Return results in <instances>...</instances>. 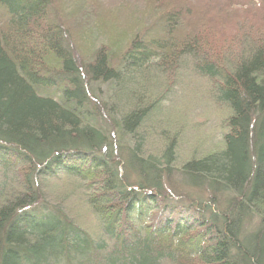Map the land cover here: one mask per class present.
I'll list each match as a JSON object with an SVG mask.
<instances>
[{
    "label": "trees",
    "instance_id": "obj_1",
    "mask_svg": "<svg viewBox=\"0 0 264 264\" xmlns=\"http://www.w3.org/2000/svg\"><path fill=\"white\" fill-rule=\"evenodd\" d=\"M121 1L0 0V264H264V0ZM133 10L92 25L110 44L81 65L69 21ZM190 72L221 141L178 163L161 121ZM69 181L94 236L53 186Z\"/></svg>",
    "mask_w": 264,
    "mask_h": 264
},
{
    "label": "rangeland",
    "instance_id": "obj_2",
    "mask_svg": "<svg viewBox=\"0 0 264 264\" xmlns=\"http://www.w3.org/2000/svg\"><path fill=\"white\" fill-rule=\"evenodd\" d=\"M77 1L79 0H69V3ZM127 1L135 2L136 0ZM91 2H94V0H91ZM122 2L123 1L121 0H99L98 3L102 5V10L104 9V6L109 10H121L125 5ZM140 2H142V0H140L138 4ZM97 7V11H101L98 4ZM93 13L92 10V14ZM134 14H136L135 10L129 15H121L120 18H116L117 20L112 18H105L102 20L95 18L92 19V21L91 15L87 14L85 18L86 20L88 19V22L85 24L79 23L76 29H73L72 20L69 21L71 31L75 34L78 42H80L78 48L73 45L72 49L73 53L78 57L79 63L84 66V63H86L89 56L87 51L91 48L96 50L103 44H110V41L106 36L91 31L92 25L95 28V26H98V23H100L102 28L106 27L107 30H110V25L115 27L117 22L121 20L122 23L124 22L123 27H126V20L132 19ZM84 28H86L87 34H85L86 31ZM80 29L81 33L79 31ZM80 34H84L86 37H82ZM181 87L182 91L180 90ZM205 87L206 82L201 77L193 72H190L188 75L187 73H184L175 92L171 94L172 96H168L167 101L164 102L165 105L168 106V109L174 110V114L171 117L165 118V122L161 121L162 124L165 125L166 123L171 127V123L174 127L171 134L174 135L178 130H180L181 134L180 145L178 146V153L176 154L178 156V163L185 162L195 149H209L221 141L220 125L222 116L218 110L213 106H210L209 101L206 99L207 92ZM147 145L148 149L152 152L163 149V141L159 137H152ZM53 186L59 188V194L63 197L62 200H64V207L71 211V214L76 219L77 223L92 236L97 234L99 231V224L97 223L91 209L85 203V200L80 196L78 184L72 181L63 184L56 182L53 183Z\"/></svg>",
    "mask_w": 264,
    "mask_h": 264
}]
</instances>
